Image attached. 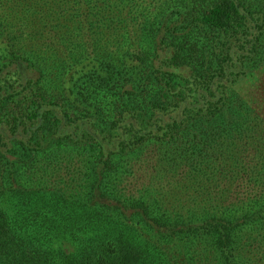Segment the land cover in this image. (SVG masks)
Here are the masks:
<instances>
[{
	"label": "trees",
	"instance_id": "16d2710c",
	"mask_svg": "<svg viewBox=\"0 0 264 264\" xmlns=\"http://www.w3.org/2000/svg\"><path fill=\"white\" fill-rule=\"evenodd\" d=\"M0 264H264V0H0Z\"/></svg>",
	"mask_w": 264,
	"mask_h": 264
}]
</instances>
